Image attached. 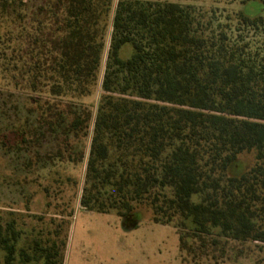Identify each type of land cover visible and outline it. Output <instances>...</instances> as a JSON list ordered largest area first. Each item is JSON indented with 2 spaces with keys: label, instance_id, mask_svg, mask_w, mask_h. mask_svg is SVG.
I'll use <instances>...</instances> for the list:
<instances>
[{
  "label": "trees",
  "instance_id": "trees-1",
  "mask_svg": "<svg viewBox=\"0 0 264 264\" xmlns=\"http://www.w3.org/2000/svg\"><path fill=\"white\" fill-rule=\"evenodd\" d=\"M39 1L27 13L28 0H0L21 72L44 74L52 96L31 138L20 137L51 145L49 161L83 162L94 120L81 208L132 223L147 208L175 225L194 261L223 258L230 241L264 245V72L223 34L207 37L189 7L123 0L93 118L76 99L96 83L112 0ZM46 22L48 40L34 38ZM246 152L255 164L232 173ZM20 242L14 222L0 225V264H61L56 240Z\"/></svg>",
  "mask_w": 264,
  "mask_h": 264
},
{
  "label": "rangeland",
  "instance_id": "rangeland-1",
  "mask_svg": "<svg viewBox=\"0 0 264 264\" xmlns=\"http://www.w3.org/2000/svg\"><path fill=\"white\" fill-rule=\"evenodd\" d=\"M121 1L112 0L106 17L105 46L96 83L89 95L76 99L90 107L93 118L103 94L113 18ZM140 1L175 2L189 7L207 37L223 34L239 56L264 72V0ZM39 2L28 0L27 13ZM45 26L38 34L31 30L32 36L47 41L48 22ZM13 29L12 20L0 22V225L14 222L21 232L20 245L28 247L37 239L43 246H50L56 240L61 264H264V245L251 241H230L225 256L217 261L201 257L194 261L180 249L175 225L154 222L147 208L139 210L133 223L115 211L100 213L81 208L94 120L91 133L84 140L83 162L49 161L46 156L51 145L35 147L22 142L21 134L29 140L30 130L38 124L42 113L39 106L52 96L44 74L38 77L31 70L21 72L22 63L17 61L15 45L8 42ZM132 53L131 44L120 50L123 59ZM254 164L255 152L243 153L237 168L231 172L240 174Z\"/></svg>",
  "mask_w": 264,
  "mask_h": 264
}]
</instances>
